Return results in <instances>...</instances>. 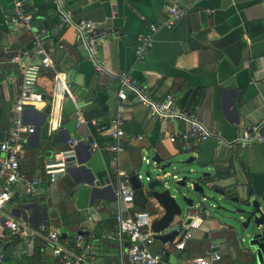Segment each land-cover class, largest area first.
Listing matches in <instances>:
<instances>
[{
  "label": "crops",
  "instance_id": "crops-1",
  "mask_svg": "<svg viewBox=\"0 0 264 264\" xmlns=\"http://www.w3.org/2000/svg\"><path fill=\"white\" fill-rule=\"evenodd\" d=\"M14 1L0 0V139L11 127V109L22 80L21 63L40 61L34 53L38 35L70 94L58 88L50 67L28 70L42 100L26 106L22 113L34 130L19 152V168L27 176L41 174L52 154L67 149L68 139L87 141L74 146L78 163L72 164L70 174L39 184L36 196L25 194L22 181L18 182L7 205L11 214L31 197L36 205L27 211L35 214L30 225L35 223L40 231L58 230L66 248L96 262L92 253H85V248L90 250L87 244L82 247L74 242L81 232L82 237L108 248L98 264L119 263L120 258H127V238L117 234V215L146 210L156 218L162 210H153L138 193L130 206H124L117 198L115 170L130 176L142 157L155 149L193 156L204 171L226 176L221 183L231 185L227 189L232 196L250 192L264 200V141L244 146L235 143L248 124L264 119V0H181L190 10L170 27L163 25L169 0H64L73 21L85 18L98 24L97 57L102 72L95 70L73 26L62 22L54 0H20L24 13L46 21L45 26L36 24L30 29L10 22ZM150 22L159 27L148 54L140 60L138 37ZM12 56L20 61H10ZM121 71L145 85L154 99L171 93L179 106L193 110L219 137L189 147L173 142L170 134L185 125L152 116L129 93L124 101L123 149L91 151V141L100 146L110 141L107 126L115 115L117 73ZM47 107L49 127L42 132L38 121ZM261 133L264 136V128ZM228 141L233 142L231 147H225ZM4 155L0 150V158ZM94 189L99 190L96 198L91 197ZM200 216L202 222L184 249L171 245L177 235L155 238L149 248L163 251L170 261H187L213 245L221 251L219 264H249L220 226ZM21 242L22 237L5 244L0 264H59L49 245L40 259L34 248L33 261L20 257L25 252ZM124 263L128 264L125 259Z\"/></svg>",
  "mask_w": 264,
  "mask_h": 264
},
{
  "label": "built area",
  "instance_id": "built-area-1",
  "mask_svg": "<svg viewBox=\"0 0 264 264\" xmlns=\"http://www.w3.org/2000/svg\"><path fill=\"white\" fill-rule=\"evenodd\" d=\"M54 2L62 22L73 26L79 42L86 50L87 56L94 63L95 70L102 72L104 68L97 57L98 24L85 18L73 21L70 11L65 8L64 0H54ZM189 10L190 7L183 4L181 0H169L165 5L166 15L163 25L170 27L185 16ZM31 20L32 16L24 13L20 0H15L10 22L20 23L25 29H30ZM158 27V24L150 22L147 25V30L138 37L136 48L138 59L141 60L148 54ZM34 53L40 57L38 63H21L20 65L22 80L11 109L9 118L11 127L0 139V150L5 153L4 157L0 158V263L5 256V244L8 241L27 237L26 243L30 250L33 248L35 238L40 237L49 244L51 253L57 258L59 264H98L92 259L84 258L81 254L74 253L66 248L58 230L50 229L44 233L32 227L27 218L12 215L7 208L14 195L13 188L18 182L22 181L25 194L36 196L39 184L44 181H53L55 173L64 170L65 162L61 155L67 152L74 156V146L82 141H87L83 138L68 139L67 149L54 154L57 162L46 164L41 174L27 176L21 172L19 152L26 136L34 130L33 126L24 121L22 113L26 106L42 100L41 94L34 90L33 80L28 78V70L34 72L43 67H50L53 70L58 88L62 92L70 94L62 72L52 63L44 47L42 37L38 35L34 39ZM10 61L19 62L20 59L18 56H12ZM9 78H12V76H9ZM117 78L115 115L110 119L107 126L110 141L103 146L91 141V151L106 148L113 152H119L123 149L124 101L129 93L136 101L144 105L152 116L164 122L178 120L185 125L183 129L170 134L169 139L173 142H181L189 147L193 143L196 144L211 137H219L218 133H215L206 124L198 120L193 110L179 106L171 93H167L163 98L154 99L150 96L149 89L145 85L137 84L126 71L117 73ZM262 128H264V119L259 123L248 124L235 143L244 146L252 142L264 141V136L261 133ZM224 145L225 147H231L233 142H224ZM115 185L118 200L124 206H130L136 191L129 182V174L124 170L116 169ZM190 218L188 223H182L176 227L177 239L172 241L171 245L177 250L185 248L186 243L192 237V231L199 227L202 222V217L198 211H191ZM116 219L117 234L120 237L127 234V258H120L119 263L116 264H125L124 259L128 264H219L221 261V251L213 245L206 249L203 254L193 256L187 261H170L163 257V251H152L149 246L154 241L157 233L150 227L152 216L146 210H138L126 215L119 214ZM81 239L82 236L78 235L76 240L78 242Z\"/></svg>",
  "mask_w": 264,
  "mask_h": 264
},
{
  "label": "water",
  "instance_id": "water-1",
  "mask_svg": "<svg viewBox=\"0 0 264 264\" xmlns=\"http://www.w3.org/2000/svg\"><path fill=\"white\" fill-rule=\"evenodd\" d=\"M36 24L45 26L46 21L32 18L30 26ZM44 112L38 121L42 132H46L49 127L46 119L49 108ZM61 156L65 168L56 172L55 178L65 172L68 174L72 164L78 163L76 155L66 152ZM48 161L57 162L53 154ZM225 178L224 175L217 176L204 171L193 156L185 158L181 153L155 149L140 160L135 172L129 176V182L153 210H162V214L152 218L150 222L151 229L157 233L155 238L171 239L172 235L178 233L177 226L190 221V212L198 211L229 235L231 244L247 263L264 264V200L254 197L250 192L232 196L227 189L231 185L221 183ZM98 192L97 189L92 190L91 197H98ZM35 205L32 198L27 197L12 215L31 220L35 214H27V211ZM31 226L37 225L34 223ZM165 230L170 232L163 233ZM78 235H81V232L77 233L74 242H77ZM125 236L127 237V234ZM26 239L27 237L22 238V251L25 252L20 254V257L33 261V249L28 250ZM78 242L82 247L86 244L90 247V250L85 248L84 251L87 254L92 253L96 262L101 260L102 252L108 251L105 243L87 237H82ZM14 255L16 256L17 252Z\"/></svg>",
  "mask_w": 264,
  "mask_h": 264
},
{
  "label": "trees",
  "instance_id": "trees-1",
  "mask_svg": "<svg viewBox=\"0 0 264 264\" xmlns=\"http://www.w3.org/2000/svg\"><path fill=\"white\" fill-rule=\"evenodd\" d=\"M43 232L46 233V231H43ZM60 237L62 238L61 234H60ZM46 245H49V244L42 238L40 237L35 238L33 248H34L36 259H40L43 256V251ZM8 257H10V254L8 255Z\"/></svg>",
  "mask_w": 264,
  "mask_h": 264
}]
</instances>
